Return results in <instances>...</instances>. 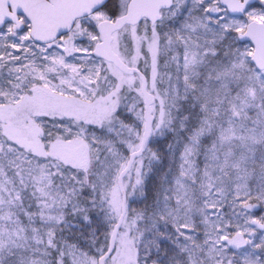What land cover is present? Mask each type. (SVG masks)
<instances>
[{
  "label": "snow or ice",
  "instance_id": "6c2138e0",
  "mask_svg": "<svg viewBox=\"0 0 264 264\" xmlns=\"http://www.w3.org/2000/svg\"><path fill=\"white\" fill-rule=\"evenodd\" d=\"M0 264H264V0H0Z\"/></svg>",
  "mask_w": 264,
  "mask_h": 264
},
{
  "label": "rangeland",
  "instance_id": "374dc122",
  "mask_svg": "<svg viewBox=\"0 0 264 264\" xmlns=\"http://www.w3.org/2000/svg\"><path fill=\"white\" fill-rule=\"evenodd\" d=\"M257 214H258V215L260 214V210H259V209H257Z\"/></svg>",
  "mask_w": 264,
  "mask_h": 264
}]
</instances>
